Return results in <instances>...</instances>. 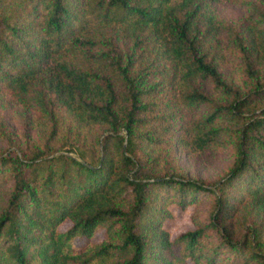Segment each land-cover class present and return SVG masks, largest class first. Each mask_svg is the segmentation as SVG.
Listing matches in <instances>:
<instances>
[{"label": "trees", "instance_id": "1", "mask_svg": "<svg viewBox=\"0 0 264 264\" xmlns=\"http://www.w3.org/2000/svg\"><path fill=\"white\" fill-rule=\"evenodd\" d=\"M0 264H264V0H0Z\"/></svg>", "mask_w": 264, "mask_h": 264}, {"label": "rangeland", "instance_id": "2", "mask_svg": "<svg viewBox=\"0 0 264 264\" xmlns=\"http://www.w3.org/2000/svg\"><path fill=\"white\" fill-rule=\"evenodd\" d=\"M217 10L220 13H227L230 11H236V7L231 4H220L218 5ZM180 159L186 167H191L194 162L191 159L186 158L184 155H180ZM206 169V168H205ZM193 204H187L185 207H180L176 203H171L168 205V209L170 211V216L165 218L162 221V226L167 230L170 238H173L176 234L181 231L192 229L193 224L190 220V213L193 210ZM68 226V222L62 221L59 225V229H65ZM103 235V230L96 229L93 235V240H98ZM82 238H77L76 242H80Z\"/></svg>", "mask_w": 264, "mask_h": 264}]
</instances>
